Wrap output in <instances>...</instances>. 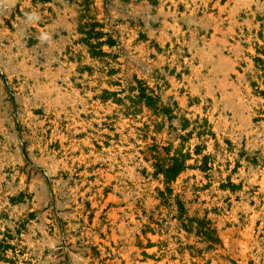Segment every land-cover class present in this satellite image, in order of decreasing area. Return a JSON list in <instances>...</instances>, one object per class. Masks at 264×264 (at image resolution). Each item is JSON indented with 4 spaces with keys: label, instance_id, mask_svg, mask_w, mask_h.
<instances>
[{
    "label": "rangeland",
    "instance_id": "obj_1",
    "mask_svg": "<svg viewBox=\"0 0 264 264\" xmlns=\"http://www.w3.org/2000/svg\"><path fill=\"white\" fill-rule=\"evenodd\" d=\"M263 179L264 0H0V264H264Z\"/></svg>",
    "mask_w": 264,
    "mask_h": 264
},
{
    "label": "bare ground",
    "instance_id": "obj_2",
    "mask_svg": "<svg viewBox=\"0 0 264 264\" xmlns=\"http://www.w3.org/2000/svg\"><path fill=\"white\" fill-rule=\"evenodd\" d=\"M261 185H264V179L262 181V184ZM263 188V187H262ZM233 219L235 220V216H233Z\"/></svg>",
    "mask_w": 264,
    "mask_h": 264
}]
</instances>
